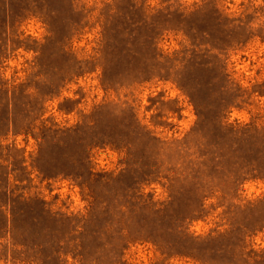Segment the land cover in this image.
<instances>
[{
	"label": "rangeland",
	"instance_id": "1",
	"mask_svg": "<svg viewBox=\"0 0 264 264\" xmlns=\"http://www.w3.org/2000/svg\"><path fill=\"white\" fill-rule=\"evenodd\" d=\"M211 2L224 17L244 21L255 34L222 57L235 98L229 102L228 113L221 112L205 85L186 91L173 74L149 80L130 76L138 53L145 52L134 45V38L146 33L135 25L141 13L131 7L133 2L0 0V26L8 31L6 35L0 29V51H5L0 76L9 98L18 89L12 106L7 100L0 101V186L7 185L10 192L24 198L41 199L47 211L58 215V219L43 221L47 233L35 228L22 233L21 228L16 240L22 244L17 248L27 253L18 255L16 263L2 255L0 264H37L35 257L47 259L50 251L58 252L60 264H240L237 240L250 255L244 264H264L253 260L256 256L264 260V178L246 181L232 196L214 190L202 203L189 186L170 188L165 178L169 175L166 169L172 167L170 158L166 167H161V161L154 168L147 166L146 172L155 176L137 184L148 179L142 176L143 154L155 153L143 134L168 144L184 141L201 120H207L205 129L210 134L219 116L229 124L254 123L264 131V0ZM171 4L191 11L201 1ZM168 5L161 0L146 2L149 9ZM129 15L133 21L127 19ZM108 19L115 26L109 36L104 33ZM162 19L171 23L158 38L157 48L163 56L175 58L176 53L193 48L184 32L175 29L184 26H177L172 17ZM129 56L133 66L127 65ZM83 61L94 62L83 69L78 64ZM67 66L74 74L59 82ZM186 72L196 81H211V72L190 64ZM23 89L26 93L21 95ZM105 104L112 108L97 123L82 127ZM10 120L19 125L17 129L9 131L6 123ZM44 126L52 130L45 141ZM78 127L79 133L69 131ZM80 157L82 163L77 162ZM126 169L125 176L116 179ZM89 172L93 173L89 185L95 198L79 184L88 179ZM76 173L82 178L77 179ZM131 186L156 204V209L131 211L127 203ZM161 207L164 211L156 213ZM30 208V215L39 216L41 204L34 202ZM140 227L163 231L172 243L177 235L182 237L177 229H183L187 248L171 249L166 240L160 247L147 238H134L123 248L115 246L128 231L137 233ZM171 228L176 232L171 233ZM13 242L9 236L2 240L10 250ZM193 242H197L195 250H191ZM34 243L42 246L33 252L28 248ZM5 252L0 247V254Z\"/></svg>",
	"mask_w": 264,
	"mask_h": 264
},
{
	"label": "trees",
	"instance_id": "2",
	"mask_svg": "<svg viewBox=\"0 0 264 264\" xmlns=\"http://www.w3.org/2000/svg\"><path fill=\"white\" fill-rule=\"evenodd\" d=\"M119 1L122 3V1L125 0ZM127 1L133 2L131 7L141 13V19L137 21L135 25L146 30V33L142 37H138V39L134 38L135 41H137L134 45L145 48V52L141 53L140 51L138 53V57L140 58L134 61V66L136 67L130 69V76L135 79L149 80L154 77H171L173 74L175 81L186 91L187 89L193 91L200 85H205L209 87L212 94H214L213 98H215L218 108L222 110L221 112L228 113L230 107L229 102L232 98L233 100L235 98L232 97L233 94H230L234 92V89L229 85L230 75L227 73L226 63L222 57L228 49L242 46L254 37L255 34L253 30H251L250 25L244 23L242 20H230L228 17H224L223 14L212 5L211 0H200L201 4H196L195 9L191 11L182 9L180 5L176 8L175 4H171L178 0H161L163 4L168 3L169 5L166 8L160 9H149L146 7L147 0H142L141 4H138L140 0H135V2L134 0ZM6 4L7 13L10 15L11 9H9V1ZM117 11L119 12V10H116V12ZM166 16L172 17L175 22H177V26H184L180 29H175L184 32L187 39L192 41L193 48L176 53L175 58L163 56L157 48L158 38L163 35L165 30L169 29L164 28L167 27L168 24H171L164 22V19H162V17L166 18ZM127 19L133 21V17H130V15ZM113 26L114 24L108 19V22L104 25V33L109 36V33H112V31L115 32V26ZM71 28L72 25L69 26L68 30ZM0 29L3 31L4 26H0ZM3 34L8 35V31H3ZM7 44L8 43H4V46L7 47ZM4 53L5 51H0V64ZM129 58L130 60L127 65L133 66V58L131 56H129ZM94 61H83L78 64L80 68L86 69L87 65L92 64ZM189 64L192 67L211 72V81L203 83L202 81H196L194 78L188 76L186 69ZM74 71L72 67L67 66L64 71L61 72L62 75L59 82H64L68 76L69 79H71ZM165 72H168V75H166ZM2 81L0 76V101L6 102L7 100L8 105L11 104L12 106V103L15 102V96L18 94V89L15 88L9 98L8 90L5 88V84ZM25 93L26 90L23 89L21 95ZM4 94H7V97L5 96L4 98ZM228 94L231 95L230 98L223 97ZM110 106L112 105L105 104L97 108L96 111L88 117L90 120L89 124L82 125V127H90L89 125L97 123L96 121L99 116L106 111L108 107L112 108ZM206 123L207 120L206 122L205 120H201L198 127L193 129L184 141H177L171 144L158 141L148 133L141 135L151 140L154 147L153 152L155 153L152 155L143 154L141 160L145 169L142 168V176L148 179H142L137 184L140 185L143 181H150V178L155 176V173L152 171L146 172L147 166L154 168V166L158 164V161H161V167H166L170 158L173 159V163L170 164L172 167L166 169L169 175L165 176L170 188L177 190L179 187L183 189L185 186H189L194 192L196 201L202 203L214 193V190L232 196L237 194L246 181L264 178V131L262 129L258 128L254 123H247L244 125L229 124L225 121L224 116H219L215 118L211 133L209 134V130L205 129ZM6 124L9 126V131L11 129H17L19 126L16 122L14 123L11 120ZM51 131V129H47L45 126L42 128L43 141L46 140L47 134ZM69 131L75 133L78 131L79 133V127ZM160 157L163 158V160ZM145 159L146 163H144ZM77 162L82 163V157H80ZM89 173L91 174L88 179L79 182V184L84 190L87 189L90 191L88 195L95 198V192L92 191V187L89 185L91 184L90 180L93 173ZM123 173L116 179L123 177V175L125 176L127 169L124 170ZM159 176L160 175H157V177ZM76 178L81 179L82 175L76 173ZM108 179L112 178L108 177ZM137 192L138 190H136L134 186L127 189V198L129 199L127 203H130L129 209L131 211L137 209H156V204H153L149 199H145L142 194L138 195ZM179 192L181 191L179 190ZM34 202L41 204V209L39 208V211L36 213L38 214L39 212V216L37 217L34 216V213L31 215L29 214L30 211H32L30 206ZM163 208L164 207L158 208L156 213L164 211ZM46 219H58V215L47 211L45 203L41 199L24 198L21 194L15 195L14 191L10 192L7 185L5 187L0 186V247H3L6 251L5 253H1L0 257L6 255V259L11 258V260L16 263L19 260L17 257L18 255L27 253V250L23 252L18 251L17 248V246L22 244L16 240L20 229L22 228V233L26 232L27 228H35L39 230L40 233H47L49 229L43 225V221ZM21 223L23 224L22 226ZM140 228L141 230L137 231V233L128 231L127 234L123 235L120 241L115 243V246L123 248L134 238L151 239L160 247L163 242H165L166 239L163 231H143L142 227ZM170 232H176V228H171ZM177 233H180L183 238L177 235V239H174V243L167 240L166 242H168L170 248L174 250L175 248H187L188 240L185 231L183 229H177ZM8 236L15 241L13 242L11 250L8 244L2 243V240ZM219 238L220 236L214 239ZM237 241V249L241 251L238 258H240V264H244V262L250 259V255H246L244 244H240V240ZM193 243H195V245H191V250H195L196 248L197 242ZM34 245V247L31 246L28 249L34 252V249L38 251L39 247L41 248L42 246L36 243H34ZM39 254H42L41 251ZM47 257V259L44 257L43 259L38 255V257H35V262L37 264H45L47 261H52L53 264H60L62 261L57 251H50ZM253 260H255L256 263H263L262 261H264L263 258L258 260L257 256L254 257Z\"/></svg>",
	"mask_w": 264,
	"mask_h": 264
}]
</instances>
